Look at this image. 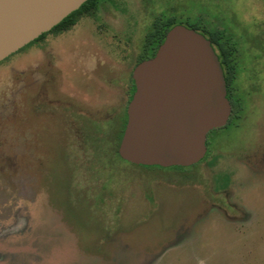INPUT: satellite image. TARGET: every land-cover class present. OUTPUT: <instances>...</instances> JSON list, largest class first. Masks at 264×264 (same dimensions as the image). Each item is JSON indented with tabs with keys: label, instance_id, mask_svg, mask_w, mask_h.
<instances>
[{
	"label": "rangeland",
	"instance_id": "374dc122",
	"mask_svg": "<svg viewBox=\"0 0 264 264\" xmlns=\"http://www.w3.org/2000/svg\"><path fill=\"white\" fill-rule=\"evenodd\" d=\"M159 17L238 43L239 117L183 169L115 151ZM0 264H264V0H110L3 61Z\"/></svg>",
	"mask_w": 264,
	"mask_h": 264
},
{
	"label": "water",
	"instance_id": "95a60500",
	"mask_svg": "<svg viewBox=\"0 0 264 264\" xmlns=\"http://www.w3.org/2000/svg\"><path fill=\"white\" fill-rule=\"evenodd\" d=\"M88 0H0V63L49 33ZM136 91L119 156L146 167H191L209 134L229 124L232 104L213 43L184 25L169 30L156 55L133 72Z\"/></svg>",
	"mask_w": 264,
	"mask_h": 264
},
{
	"label": "trees",
	"instance_id": "16d2710c",
	"mask_svg": "<svg viewBox=\"0 0 264 264\" xmlns=\"http://www.w3.org/2000/svg\"><path fill=\"white\" fill-rule=\"evenodd\" d=\"M108 1L110 0H88L85 4L82 5V7L79 10L75 11L70 16H68L62 23L56 26L52 31L42 35L38 40L34 41L30 45L36 42H39V41H43L44 39L47 38L48 35H51V34L59 35V34L69 31L73 26H75L79 22L81 18L85 16L95 17L98 11L100 10L101 5ZM179 24L180 23L175 17L157 18L154 22L152 30L147 34L145 38L143 50L140 54L137 64L147 59L153 58L156 55L160 45L164 42L169 30ZM187 27L195 29L196 31L204 34L208 39L212 41L217 54L219 53L218 55H219L221 64L224 69L229 91L232 88L234 90H237L238 89L237 79H238V74H239V62H238V51L239 50H238V43L234 40L232 35L226 29H221V28L207 29L205 26H202L200 23H192V24L190 23L188 24ZM22 50H20L19 52H21ZM135 91H136V86H135V83L132 77L131 96H130L129 103L132 100ZM228 98L232 104V115L229 121V124H231L233 121L237 120L239 117V113L241 110V104H240L241 101L235 95L232 97L228 95ZM123 119L124 120L122 123V130L118 137V145L116 146V149H115L116 154L118 156H119L118 148L122 140V137H123L126 125H127V121H128L127 111ZM171 168L183 169L186 167H171Z\"/></svg>",
	"mask_w": 264,
	"mask_h": 264
},
{
	"label": "flooded vegetation",
	"instance_id": "af4514ba",
	"mask_svg": "<svg viewBox=\"0 0 264 264\" xmlns=\"http://www.w3.org/2000/svg\"><path fill=\"white\" fill-rule=\"evenodd\" d=\"M218 54H219V53H218ZM137 65H138V64H137ZM227 90H228V95L231 96V97L234 96V95L237 97V95H238L239 92H240L238 89H237V90H234L233 88L229 91L228 85H227Z\"/></svg>",
	"mask_w": 264,
	"mask_h": 264
}]
</instances>
